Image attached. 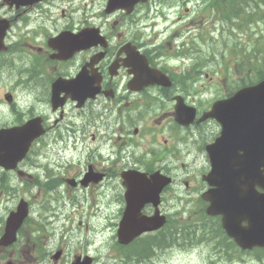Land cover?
<instances>
[{"label": "flooded vegetation", "instance_id": "flooded-vegetation-1", "mask_svg": "<svg viewBox=\"0 0 264 264\" xmlns=\"http://www.w3.org/2000/svg\"><path fill=\"white\" fill-rule=\"evenodd\" d=\"M6 1L0 0V23L8 22L0 74H13V87L24 92L2 93L12 115L3 126L39 119L44 130L18 164L25 171L21 179L36 184V175H42L44 182L37 187L44 193L76 195L108 213L116 209L114 227L126 207L125 177L159 173L175 179L181 170L187 172L188 179L182 180L186 192L199 195L191 201L189 218L204 212L200 197L209 187L197 180L193 165L201 161L202 171H209L206 147L220 136L222 126L199 119L214 100L227 99L241 87L231 71L240 73L236 63L210 60L219 63L210 75L204 59L193 62L194 50L206 43L194 42L196 20L186 5L200 0ZM239 1L200 3L220 20ZM205 28L194 30L200 40L209 33ZM0 172L1 188L8 190L2 176L16 171ZM10 189L7 198L14 206L21 199L27 202L28 216L19 229L26 250L19 251L17 241L0 247V264H21V253L25 264L42 261L34 219L42 209L53 212L57 201L45 203L44 193L30 191L18 199L17 190ZM149 213L150 206L141 208L142 215ZM214 219L220 226V218ZM219 235L224 237L222 229Z\"/></svg>", "mask_w": 264, "mask_h": 264}, {"label": "water", "instance_id": "water-1", "mask_svg": "<svg viewBox=\"0 0 264 264\" xmlns=\"http://www.w3.org/2000/svg\"><path fill=\"white\" fill-rule=\"evenodd\" d=\"M7 27L8 22L1 21L0 42ZM207 118L215 119L222 131L220 138L207 147L211 170L203 179L212 188L202 195L209 203L206 213L222 215L226 234L242 248L264 245V194L251 191L255 186L264 188V80L239 90L229 99L214 102L200 120ZM41 133L38 126L30 123L1 129L0 166L13 169ZM124 181L126 209L117 232V241L121 245H127L144 232L162 227L165 218L159 215L157 205L159 193L169 183V179L159 175H153L149 180L129 175ZM246 197L252 198L250 203L253 205V217L248 220L249 227L253 228L248 235L239 228L238 216L232 215L239 207L247 206ZM232 198L234 202L230 200ZM148 204L155 208L154 215L145 219L139 217L140 209ZM25 215L26 208L22 204L10 214L0 240L2 245L15 240L16 230Z\"/></svg>", "mask_w": 264, "mask_h": 264}, {"label": "rangeland", "instance_id": "rangeland-1", "mask_svg": "<svg viewBox=\"0 0 264 264\" xmlns=\"http://www.w3.org/2000/svg\"><path fill=\"white\" fill-rule=\"evenodd\" d=\"M201 1V0H200ZM200 1L189 3L186 5V8L192 12L196 22L193 24L194 30L196 28H205L207 32H212L211 37L203 35L201 40L199 33L193 30L194 42L198 45L203 42L206 45H202L201 48L195 49L193 55V62H196L197 59H205V73L212 75L211 71H214L217 66L212 64L208 58H214L210 54H215V59H223V55L228 58H233L228 52L224 50L220 53L221 43L218 42L217 32L221 24L219 23V18H216L217 15L212 12L208 6L204 9L205 4H201ZM250 7H253L252 2H248ZM200 6V7H199ZM200 15L205 18L199 19ZM224 35L230 37L224 39L225 42L231 43V48L233 46L241 44V46L249 50V54L258 55L259 60L262 62L263 57L261 54H264V17L257 19L255 17L252 22L246 23L241 30H230L224 27ZM197 36V37H196ZM213 40H209V39ZM241 52V51H240ZM221 54V56L219 55ZM223 54V55H222ZM248 55V54H247ZM242 56V53H241ZM250 57V55H249ZM243 58V57H242ZM249 61V60H247ZM255 65H251V68L254 69ZM233 74L236 75L234 68L231 69ZM215 74V73H213ZM14 76L9 72L3 71L0 74V124L8 125L12 120L11 110L8 109L7 105L3 101L2 93L12 92L15 94H21L22 88H14ZM202 167L201 161H196L193 165L195 171H200ZM1 175V172H0ZM8 179V186H17L18 199L21 197L22 192H26L27 189L23 183L14 181V179L9 180V176H6ZM26 185V184H25ZM0 191V220L7 216V212L10 209L14 208L13 202L10 201L8 196H11V189ZM16 188V187H15ZM34 194V193H31ZM169 200V197L167 198ZM81 209L69 211L70 206H66L65 213L66 215H72L69 220L62 219L60 223H54L52 225V230L47 231L43 229L45 237H42L45 242V254H53L58 249L63 251V256L59 257L56 262L50 260L49 256L44 257L42 262L39 263L37 259H34L31 263L26 264H71L73 261V255L75 253L88 254L91 257L95 258L94 264H264V256L262 258H257L255 255L243 254L239 255H227L224 250L217 246L216 241L205 244H185V245H170L169 249H161L156 251L152 258L144 260H135V258L127 259L123 255L115 253L112 249L113 246H116V239L114 238V227L112 224L116 222V209H112L111 213H108L107 210L101 208L100 212H95V209L89 211L86 206ZM177 206L173 200L165 201L163 203L162 209L169 214H173ZM111 214L113 215V222L111 220ZM81 220L85 225H88V230L85 231L83 226H78L77 222ZM104 242V243H103ZM31 245V244H29ZM118 246V245H117ZM142 246L137 245L133 248V251H138ZM19 251L26 250V244L21 239L18 243ZM31 256V255H29ZM21 264H25L24 259L27 260L26 254H20Z\"/></svg>", "mask_w": 264, "mask_h": 264}, {"label": "trees", "instance_id": "trees-1", "mask_svg": "<svg viewBox=\"0 0 264 264\" xmlns=\"http://www.w3.org/2000/svg\"><path fill=\"white\" fill-rule=\"evenodd\" d=\"M240 3H235L234 7L232 9H227L223 13L224 20L230 22L233 26H235L236 29H240L241 26L245 25L246 23L253 21L254 17H257V19H260L264 17V0H240ZM248 1H251L254 4V8H250L247 4ZM233 30V29H232ZM237 46V45H236ZM239 50L242 53L243 60H249L250 63L255 65L254 69L251 68V65L249 66L246 63H243V67L249 68L252 71H255L253 75H246L243 76L239 80V86L243 87L246 85L247 81L249 84L253 82L254 77L256 76L257 80L264 78V54H261L263 57L262 62L259 60L258 55L248 54L247 48L244 46L242 47L241 44L237 46ZM232 51L238 52L239 50L235 49V46H233ZM248 54V55H247ZM250 55V57H249ZM238 86V87H239ZM203 235L202 230H196L194 227L184 226V225H178L175 223H167V225L163 228L162 236L158 240H147L148 243H146L145 248V257L150 256L153 253L154 248L156 247H164L167 245H171L174 242H186V241H193L196 240L195 236L197 234ZM152 248V249H151ZM152 251H151V250Z\"/></svg>", "mask_w": 264, "mask_h": 264}, {"label": "bare ground", "instance_id": "bare-ground-1", "mask_svg": "<svg viewBox=\"0 0 264 264\" xmlns=\"http://www.w3.org/2000/svg\"><path fill=\"white\" fill-rule=\"evenodd\" d=\"M103 243H104V242H103ZM151 249H152V248H151ZM151 249H150V250H151ZM151 251H152V250H151Z\"/></svg>", "mask_w": 264, "mask_h": 264}]
</instances>
